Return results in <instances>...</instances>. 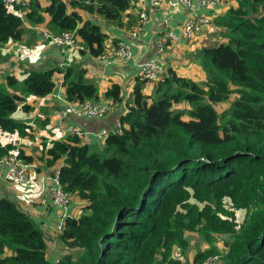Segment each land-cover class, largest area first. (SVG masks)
<instances>
[{
  "label": "trees",
  "instance_id": "obj_1",
  "mask_svg": "<svg viewBox=\"0 0 264 264\" xmlns=\"http://www.w3.org/2000/svg\"><path fill=\"white\" fill-rule=\"evenodd\" d=\"M132 1L50 0L42 7L31 0L9 8L0 0V46L22 41L25 22L41 25L48 13L50 31L76 32L78 51L99 57L109 37L77 9L121 22ZM237 2L214 20L216 40L197 54L206 81L170 72L157 81L159 99L150 101L139 77L121 130L101 148L74 134L45 143L47 165L64 158L59 180L71 198L87 205L65 218L58 239L67 250L51 260L43 230L15 201L1 198L0 264H184L174 250L187 254L189 232L211 243L225 236L221 264H264V0ZM57 71L69 102L99 100L81 64L33 67L23 81L9 74L0 83V136L28 134L30 126L13 114L27 97L51 94ZM105 96L117 104L121 86L113 84ZM226 101L229 107L218 112L215 104ZM183 102L191 109L175 107ZM15 148L0 140V161ZM18 156L32 161L23 151ZM241 210L246 214L238 222ZM215 255L214 248L199 250L192 264Z\"/></svg>",
  "mask_w": 264,
  "mask_h": 264
},
{
  "label": "crops",
  "instance_id": "obj_2",
  "mask_svg": "<svg viewBox=\"0 0 264 264\" xmlns=\"http://www.w3.org/2000/svg\"><path fill=\"white\" fill-rule=\"evenodd\" d=\"M26 1L29 4L31 0ZM39 4L45 7L50 4V0H39ZM233 6H238L237 0H220L217 6L198 9L197 13L207 14L216 22L218 17L224 15ZM141 10H144L147 15L143 23L140 22L138 16V11ZM77 11L84 20H92L102 27L109 37L106 42L108 46L118 40L131 44V58L125 60L117 58L106 63L100 57H94L89 53L83 55L78 49L63 51L57 45H47L33 53L23 52L20 45H33L43 41L42 31L49 30L48 22L51 20L48 13H44L46 20L41 25L25 22L28 31L22 41H9L4 46H0L1 84L6 83V76L9 74L23 81L27 77V71L33 67L60 69L66 64H81L87 70V79L98 86L99 100L106 97L107 90L113 84H119L122 88L121 101L116 104L114 110L103 117L87 118L68 114L65 111L67 101L63 73L57 71L54 74L55 90L46 97L38 98L33 95L27 97L13 115L14 118L30 126L28 134L22 136L18 132L1 133L0 140L3 145L16 146L11 151V155L18 156L20 151H23L26 156L32 157V161L27 163L29 180L26 183L7 180L5 161H0V199L6 197L15 201L19 208L29 214L38 224L44 232L48 245V257L51 260H58L67 250V246L58 239L60 234L57 230L58 224L62 220L65 221L67 216L77 217L82 214L87 203L76 195L72 196L67 209L54 203L52 198L54 183L51 178L59 174L60 168L64 165V158L48 166L45 143L49 147L53 140L65 139L73 135L69 128L77 126L83 132L79 136L82 143L101 148L110 133L121 130V118L133 104V90L138 83L137 78L140 77V63L155 58L162 45L165 46L163 54L166 59V75L175 72L178 76L197 82L206 81L207 74L197 54L203 47L215 42L214 32L218 30V27L216 30V28L211 29L213 28L211 26L191 39L164 40L163 36L168 31L179 33L181 25L189 15L187 8L173 9L168 4L158 9L149 4H146L145 8L138 7L137 10L130 8L121 22L109 21L99 14H91L83 9H77ZM135 29L137 35H133ZM156 85L157 81H146L143 84V92L151 96L150 101L154 98L152 90L156 89ZM9 90L12 93H19L11 88ZM24 104H30L33 110L24 111L22 108ZM181 104H175V107L184 109L180 106ZM189 109H191L190 105Z\"/></svg>",
  "mask_w": 264,
  "mask_h": 264
},
{
  "label": "built area",
  "instance_id": "obj_3",
  "mask_svg": "<svg viewBox=\"0 0 264 264\" xmlns=\"http://www.w3.org/2000/svg\"><path fill=\"white\" fill-rule=\"evenodd\" d=\"M4 4L11 8L14 6H26L28 2L26 0H3ZM220 3V0H135L132 1L131 8L137 10L138 7L145 8L146 4H149L153 8H160L164 4H168L173 9L180 7L187 8L189 15L184 23L181 25L180 32L175 33L168 31L164 34L163 39H170L172 41H178L182 39L194 38L197 34L201 33L205 28L213 27L214 20L211 16L204 13H197L198 9L205 7H215ZM23 13V12H22ZM139 20L141 23L145 22L147 15L144 10L138 11ZM133 35H137V30L133 31ZM43 41L33 45H20L23 52L33 53L47 45H57L66 50H76L79 47L78 35L76 32L66 31L55 33L50 30L42 31ZM163 42V41H162ZM106 51L99 56L100 59L106 63L112 62L114 59H129L131 58V44H128L122 40H118L113 45L108 46L105 44ZM165 46H160L159 53L155 58L143 61L139 66V76L148 81L156 82L165 75L166 71V59L163 54ZM69 64H66L68 66ZM67 106L65 108L66 113L85 116L87 118H100L114 110L116 104H112L111 100L107 97L97 101H84V102H69L67 99ZM72 134L81 136L82 130L77 126H71L69 128ZM6 174L5 178L10 181H17L26 183L29 180L28 167L26 161L17 155H10L5 158ZM54 183L52 187V198L55 204L67 209L71 197L65 191L63 185L59 180V174L54 178H51ZM64 220L58 224L57 230L61 232L63 230ZM215 256L208 257L202 264H216ZM218 257L216 258V261Z\"/></svg>",
  "mask_w": 264,
  "mask_h": 264
},
{
  "label": "rangeland",
  "instance_id": "obj_4",
  "mask_svg": "<svg viewBox=\"0 0 264 264\" xmlns=\"http://www.w3.org/2000/svg\"><path fill=\"white\" fill-rule=\"evenodd\" d=\"M214 28H216V30H217V26L215 24L213 25V28H211V29H214ZM152 94H153V97L155 99H159L160 96H159V94H158V92H157V90L155 88H153ZM235 96L236 95H232V98H231L230 101H232L235 98ZM230 101L217 103V104H215V108L218 110V112L222 113L224 110H226L229 107V105H230L229 102ZM180 106L182 108H184L185 110L189 109V103H187V102H183ZM185 117L187 118V116H185ZM227 207L231 208L229 200H228V203H227ZM245 214H246V211H244V210L237 211V213H236L237 221L238 222H242V220L245 217ZM188 238H189L190 244L188 246L187 254L185 256H182V253H181L180 249L176 248L174 250V254H177L181 258V260H183L184 264H192V262L194 260V257H195V255L197 254V252L199 250H205V249H209V248H212V249L214 248L216 250L217 255H215V260L214 261L216 262V258L218 257L219 261L217 262V264H221L220 258L222 256V254H224L226 252V249L228 248V246L226 244L227 240L225 239V236L217 237L215 239V241L212 242V243L204 240L198 232H189L188 233Z\"/></svg>",
  "mask_w": 264,
  "mask_h": 264
},
{
  "label": "water",
  "instance_id": "obj_5",
  "mask_svg": "<svg viewBox=\"0 0 264 264\" xmlns=\"http://www.w3.org/2000/svg\"><path fill=\"white\" fill-rule=\"evenodd\" d=\"M118 131V130H117ZM53 177H55L54 175H53Z\"/></svg>",
  "mask_w": 264,
  "mask_h": 264
}]
</instances>
